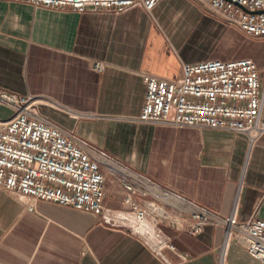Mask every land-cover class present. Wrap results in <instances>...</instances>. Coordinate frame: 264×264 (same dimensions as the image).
I'll list each match as a JSON object with an SVG mask.
<instances>
[{
	"label": "crops",
	"instance_id": "0c3cea01",
	"mask_svg": "<svg viewBox=\"0 0 264 264\" xmlns=\"http://www.w3.org/2000/svg\"><path fill=\"white\" fill-rule=\"evenodd\" d=\"M252 59L264 88V40L221 22L194 0H161L147 13L50 11L0 1V88L47 100L41 118L73 133L93 160L113 159L160 189L237 219L264 220V135L248 146L242 135L134 121L142 111L144 76L175 81L181 64ZM104 67L102 72L94 65ZM0 114L4 119L11 112ZM1 113V112H0ZM264 116V109H263ZM103 205L128 210L124 190L106 168ZM177 255L172 264H259L244 245L221 252L222 229L198 236L162 227ZM0 264H161L135 237L91 214L47 202L28 213L0 190Z\"/></svg>",
	"mask_w": 264,
	"mask_h": 264
},
{
	"label": "built area",
	"instance_id": "2783aa9c",
	"mask_svg": "<svg viewBox=\"0 0 264 264\" xmlns=\"http://www.w3.org/2000/svg\"><path fill=\"white\" fill-rule=\"evenodd\" d=\"M36 9L122 13L141 6L150 13L161 0H0ZM223 23L249 39L264 40V0H194ZM96 72L104 67L96 64ZM258 68L250 58L231 61L207 60L181 64L175 81L144 76L142 111L134 121L176 128H197L242 135L248 146L264 135V88ZM46 99L22 96L0 88V107L11 112L0 118V190L12 196L28 213L47 202L91 214L102 225L122 229L137 238L161 264H172L164 252L175 247L162 227L198 236L207 225L222 229L220 249L231 242L244 245L246 253L264 264V220L237 219L235 197L231 210L221 215L184 197L163 191L158 201H135L136 192L146 196L154 185L113 159L101 155L93 160L77 143L76 136L41 118L36 109ZM106 168L120 182L128 210L103 205ZM181 262L185 256L177 255Z\"/></svg>",
	"mask_w": 264,
	"mask_h": 264
},
{
	"label": "rangeland",
	"instance_id": "374dc122",
	"mask_svg": "<svg viewBox=\"0 0 264 264\" xmlns=\"http://www.w3.org/2000/svg\"><path fill=\"white\" fill-rule=\"evenodd\" d=\"M0 112H1L0 114H7V111H5V110H3L1 108H0Z\"/></svg>",
	"mask_w": 264,
	"mask_h": 264
}]
</instances>
